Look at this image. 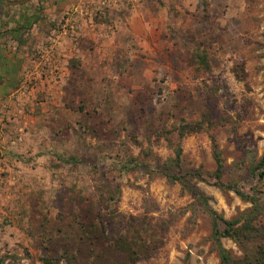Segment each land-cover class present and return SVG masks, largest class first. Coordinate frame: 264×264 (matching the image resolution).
Returning a JSON list of instances; mask_svg holds the SVG:
<instances>
[{
	"label": "rangeland",
	"instance_id": "1",
	"mask_svg": "<svg viewBox=\"0 0 264 264\" xmlns=\"http://www.w3.org/2000/svg\"><path fill=\"white\" fill-rule=\"evenodd\" d=\"M71 2L75 6L68 3L54 22L58 34L64 28L71 32L68 39H60L57 49L33 46L32 62L44 66L26 69V88L0 99V260L43 264V257L77 246L78 222L104 210L103 200L117 189L116 207L125 221L173 220L159 255L139 264H183L187 255L188 264H220L211 220L200 215L191 222L192 213L184 211L192 195L171 184L161 165L180 146V173L214 170L212 135L223 153L225 181L248 150L257 160L263 156L264 0L128 2L115 15L136 6L137 14L150 19L141 17V26H152L155 34L117 36L111 49L90 44L98 24H107L113 35L120 26L115 18L110 21L98 5ZM67 40L85 48L64 49ZM50 61L54 66L48 70ZM240 69L244 81L237 78ZM48 76L50 85L43 86ZM208 104L226 122L181 139L177 127L200 120ZM245 178L249 192L257 179ZM192 185L226 219L250 207L235 192L198 180ZM223 244L242 255L231 240Z\"/></svg>",
	"mask_w": 264,
	"mask_h": 264
},
{
	"label": "trees",
	"instance_id": "2",
	"mask_svg": "<svg viewBox=\"0 0 264 264\" xmlns=\"http://www.w3.org/2000/svg\"><path fill=\"white\" fill-rule=\"evenodd\" d=\"M44 4L45 0H38L37 3L32 0L12 7L5 0H0V39L6 46L32 49L36 45L33 32L36 24L45 21ZM49 29H55V23H51ZM198 58L202 65H206L205 57ZM242 72V69L237 72V78L244 81ZM224 121V117L218 115L216 108L208 104L200 120L181 124L176 130L183 139L192 134L212 130L220 124L223 125ZM211 141L216 163L214 170L200 169L194 173H180L183 153L182 148L178 146L175 149V157L161 165L163 175L171 184L179 183L192 195L193 202L184 211L192 213V223H195L200 215H205L211 220V238L220 264H264V154L257 160L256 153L248 150L246 160L235 163L228 173L231 178L225 181L227 170L223 153L215 136H211ZM129 162H135L136 167L139 166L135 159ZM246 175L257 179V184L252 186L249 192L244 191L243 187ZM194 180L211 184L223 192H235L241 200L249 203L250 207L235 218L226 219L211 207L210 198L192 185ZM117 194V189L108 193L103 200L104 210L101 208L96 213L90 211L83 221L78 222L77 246L74 244L61 255L43 257V264H139L157 257L165 246V238L173 220H162L152 225L153 219L131 216L125 221L126 216L118 212L116 207L119 203ZM111 203L114 205L110 206ZM120 224H124L122 229L117 228ZM224 239L231 240L242 255L237 256L226 248ZM84 247L93 250L85 252ZM188 260L187 255L183 264H188ZM3 263L4 259H1L0 264Z\"/></svg>",
	"mask_w": 264,
	"mask_h": 264
},
{
	"label": "crops",
	"instance_id": "3",
	"mask_svg": "<svg viewBox=\"0 0 264 264\" xmlns=\"http://www.w3.org/2000/svg\"><path fill=\"white\" fill-rule=\"evenodd\" d=\"M68 3H72L71 0H65V2L64 0H48L46 7L49 6V8L43 15L45 21H40L38 24H36L33 32L35 43L37 45L42 44L43 46H46V49H57L58 47H56V45L60 44L58 41L60 39L66 38V36L71 33L67 28L63 29L61 32H59V34L55 29H49L50 24L57 21L60 11L65 8ZM71 5L73 7L75 6V4L73 3ZM143 5H145V1ZM104 10L106 12L105 15L109 17L110 21L115 18V23L120 24V26H117V29L113 30V35H111L107 31V29L109 30L110 28L107 26V24H103L101 26L100 24H98V29L95 32V35H93L95 37L94 44H90L93 49L113 48V40L111 39L116 38L117 36H144L145 39H150L152 38L153 34H155L152 26H141V19L145 18L146 20L149 18L146 14L144 16L141 13L137 14L138 7L136 6L131 5L130 11H128L126 14H123L122 17H120L119 15H115L116 10ZM123 10H120L119 12L122 13ZM148 22H150V19L148 20ZM72 32V34H74V37L78 36V33L76 31ZM90 34L88 33L85 36ZM101 40L103 42H101ZM84 48L85 46H80L79 43H72L70 42V40L64 42V49ZM34 49H7L2 44V40L0 41V99H6L7 95H11V92H13L16 88H19L21 90L26 88V85L29 81L28 79L24 78L26 69L35 67V69L38 70L40 67H42L43 63H37V61L32 62L31 51ZM145 49L152 48L147 43H145ZM80 53L83 54V51L80 50ZM48 55L55 56L54 51L49 50ZM53 66L54 62L50 61V63L48 64V70ZM50 79V76L42 79L41 83L43 84V86L47 83L50 85ZM26 93L27 90H25V93L20 92V95L25 96Z\"/></svg>",
	"mask_w": 264,
	"mask_h": 264
},
{
	"label": "built area",
	"instance_id": "4",
	"mask_svg": "<svg viewBox=\"0 0 264 264\" xmlns=\"http://www.w3.org/2000/svg\"><path fill=\"white\" fill-rule=\"evenodd\" d=\"M84 1L85 5H98L102 9L108 10H116L119 9L120 6L124 5L125 3H136L138 0H82ZM86 14L89 12V7L84 9ZM65 29V28H64Z\"/></svg>",
	"mask_w": 264,
	"mask_h": 264
},
{
	"label": "water",
	"instance_id": "5",
	"mask_svg": "<svg viewBox=\"0 0 264 264\" xmlns=\"http://www.w3.org/2000/svg\"><path fill=\"white\" fill-rule=\"evenodd\" d=\"M9 5L12 6H17V5H22L28 3L30 0H21V1H16V2H11L9 0H5Z\"/></svg>",
	"mask_w": 264,
	"mask_h": 264
}]
</instances>
